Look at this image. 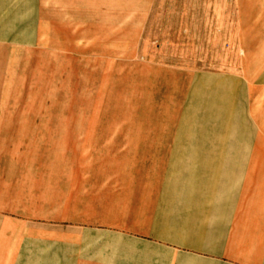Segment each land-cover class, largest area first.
<instances>
[{
	"label": "crops",
	"instance_id": "obj_1",
	"mask_svg": "<svg viewBox=\"0 0 264 264\" xmlns=\"http://www.w3.org/2000/svg\"><path fill=\"white\" fill-rule=\"evenodd\" d=\"M32 2L38 33L87 12L63 40L96 103L30 187L1 175L0 264H264V0Z\"/></svg>",
	"mask_w": 264,
	"mask_h": 264
},
{
	"label": "rangeland",
	"instance_id": "obj_2",
	"mask_svg": "<svg viewBox=\"0 0 264 264\" xmlns=\"http://www.w3.org/2000/svg\"><path fill=\"white\" fill-rule=\"evenodd\" d=\"M21 1L0 3V183L2 174H9L11 179L23 173L27 188L34 173L43 176L48 164L63 161L56 148L59 138L52 132L79 126L83 117L93 113L96 102L71 101L80 96L78 90H69L71 64L76 61L70 53H79L80 44L63 40L66 24L79 21L87 12L42 10L38 33V12L32 10V0ZM127 1L130 0H122ZM57 3L60 6L64 0ZM49 13L57 22L51 30Z\"/></svg>",
	"mask_w": 264,
	"mask_h": 264
}]
</instances>
